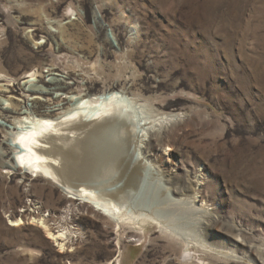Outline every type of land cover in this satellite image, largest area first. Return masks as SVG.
Segmentation results:
<instances>
[{"label": "rangeland", "instance_id": "obj_1", "mask_svg": "<svg viewBox=\"0 0 264 264\" xmlns=\"http://www.w3.org/2000/svg\"><path fill=\"white\" fill-rule=\"evenodd\" d=\"M0 78V264H264V0H0ZM107 92L138 120L180 116L148 155L199 178L223 253L184 260L157 226L119 227L14 167L13 120Z\"/></svg>", "mask_w": 264, "mask_h": 264}, {"label": "bare ground", "instance_id": "obj_2", "mask_svg": "<svg viewBox=\"0 0 264 264\" xmlns=\"http://www.w3.org/2000/svg\"><path fill=\"white\" fill-rule=\"evenodd\" d=\"M0 91L6 93L5 89ZM126 98L120 92L89 99L82 96L75 102L68 98L73 107L56 117L13 120L11 124L20 129L15 127L18 130L12 135L6 132V137L12 141L8 146L14 150V167L55 183L69 200L79 201L80 206L91 208L119 227L157 226L182 245L184 260L195 257L193 246L223 253L224 247H212L203 236L212 219L199 178L193 181L192 171L174 174L165 157L148 155L166 145L167 130L181 120L180 116L138 120ZM0 118L9 123L5 111L0 110ZM192 219L194 226H200L195 235L189 230ZM47 233L65 252V234Z\"/></svg>", "mask_w": 264, "mask_h": 264}, {"label": "built area", "instance_id": "obj_3", "mask_svg": "<svg viewBox=\"0 0 264 264\" xmlns=\"http://www.w3.org/2000/svg\"><path fill=\"white\" fill-rule=\"evenodd\" d=\"M35 203H38V201L37 200H33V202L32 203H30V204H28L27 206H25V210L23 211L22 210V213H24V215L26 216V217H24V219H27L28 217H27V214H28V212H26V210H27V208H28V206H31V211H32V209H33V205ZM11 212V216H13V213H12V211H10ZM43 212H44V210H43ZM49 214H46L45 216H48ZM14 217V216H13Z\"/></svg>", "mask_w": 264, "mask_h": 264}]
</instances>
